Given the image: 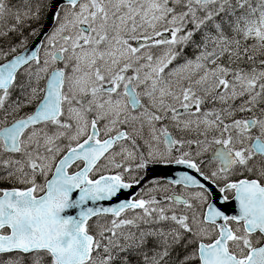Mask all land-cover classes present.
I'll use <instances>...</instances> for the list:
<instances>
[{"label":"snow or ice","instance_id":"6c2138e0","mask_svg":"<svg viewBox=\"0 0 264 264\" xmlns=\"http://www.w3.org/2000/svg\"><path fill=\"white\" fill-rule=\"evenodd\" d=\"M0 264H264V0H0Z\"/></svg>","mask_w":264,"mask_h":264}]
</instances>
